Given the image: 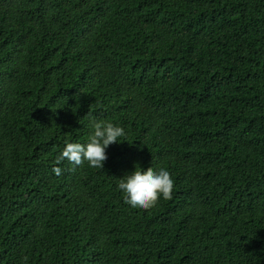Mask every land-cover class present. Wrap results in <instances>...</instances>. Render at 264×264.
I'll return each instance as SVG.
<instances>
[{"label":"trees","instance_id":"1","mask_svg":"<svg viewBox=\"0 0 264 264\" xmlns=\"http://www.w3.org/2000/svg\"><path fill=\"white\" fill-rule=\"evenodd\" d=\"M88 113L125 135L69 171ZM0 264H264V0H0Z\"/></svg>","mask_w":264,"mask_h":264},{"label":"clouds","instance_id":"2","mask_svg":"<svg viewBox=\"0 0 264 264\" xmlns=\"http://www.w3.org/2000/svg\"><path fill=\"white\" fill-rule=\"evenodd\" d=\"M92 120V114L88 113ZM92 134L88 142H66L59 155L56 157L57 165L67 160L73 168L83 163L96 169H103V163L107 159L105 149L119 142V138L125 135L122 127L112 123H102L92 120ZM53 173L57 176L62 174L61 167H53ZM117 188L122 191L123 202L132 208L149 209L162 197L165 200L171 199L174 188L173 179L170 173L160 168L158 171L152 167L146 170H139L134 167V171L124 175L117 184Z\"/></svg>","mask_w":264,"mask_h":264}]
</instances>
